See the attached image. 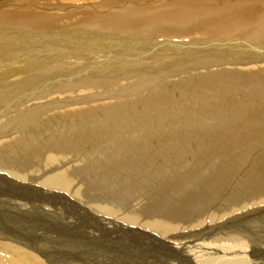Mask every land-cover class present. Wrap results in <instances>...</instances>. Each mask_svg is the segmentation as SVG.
Returning a JSON list of instances; mask_svg holds the SVG:
<instances>
[{
	"label": "bare ground",
	"instance_id": "obj_1",
	"mask_svg": "<svg viewBox=\"0 0 264 264\" xmlns=\"http://www.w3.org/2000/svg\"><path fill=\"white\" fill-rule=\"evenodd\" d=\"M0 8V264H264V0Z\"/></svg>",
	"mask_w": 264,
	"mask_h": 264
},
{
	"label": "rangeland",
	"instance_id": "obj_2",
	"mask_svg": "<svg viewBox=\"0 0 264 264\" xmlns=\"http://www.w3.org/2000/svg\"><path fill=\"white\" fill-rule=\"evenodd\" d=\"M2 1H6V0H0V2H2ZM7 1H9V0H7ZM12 2V1H11ZM2 8V7H1ZM0 8V9H1ZM4 8V7H3ZM57 12H60V11H57ZM62 13H65V12H62ZM8 31V33L7 32H5V33H7L6 35L5 34H3V33H1L0 35H4V36H1L2 38L0 39V43H4L3 45H6V46H8L9 48H10V44H11V47H13V46H15V47H17L18 45L17 44H20L19 42H18V40H20L19 38H17L16 37V39H17V41H16V39L15 38H13V39H11V38H9V37H11V31L12 30H7ZM4 32V31H3ZM8 35V36H7ZM9 39V40H8ZM12 41H11V40ZM185 40V39H184ZM15 42V43H14ZM17 43V44H16ZM33 43H31V45H32ZM45 46V45H44ZM8 54V53H7ZM90 63V62H89ZM88 63V65H86V67H85V69H83V70H80L81 72H85V70L91 65V64H89ZM57 84V83H56ZM55 84V85H56ZM91 93V92H90ZM43 102H45V101H43ZM163 138H165V137H163ZM153 170V169H152ZM131 170L130 169H127V171L126 172H130ZM55 208V207H54ZM19 221V220H18ZM17 221V225L19 224V225H21L22 224V222H24V220H21V221H19L18 222ZM27 223V222H26ZM80 227V226H79ZM39 228H45V227H43V226H41L40 225V227ZM37 228H34V230H36ZM80 229V230H79ZM77 231H76V233H81V228H79ZM87 229V228H86ZM48 236V235H47ZM28 239V238H27ZM24 240V241H26L27 243H30V244H32L31 245V247H36V242H34V240L33 239H31V238H29L28 240ZM36 239V238H35ZM50 240V239H49ZM54 240V239H53ZM29 241V242H28ZM47 240H41L40 242H38L39 244H43V245H46L45 243H48V241L46 242ZM51 241V240H50ZM32 242V243H31ZM62 249H64V248H62ZM61 256H62V261L63 262H65L64 261V259H65V251L63 252V253H61ZM67 257V260L66 261H68V259H69V256H66ZM71 259H73L72 257H70ZM75 259H76V257H75ZM77 260V259H76ZM67 263V262H66Z\"/></svg>",
	"mask_w": 264,
	"mask_h": 264
}]
</instances>
